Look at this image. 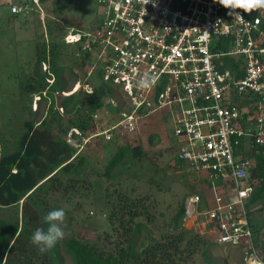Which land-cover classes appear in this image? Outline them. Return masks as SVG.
Wrapping results in <instances>:
<instances>
[{"label": "built area", "instance_id": "1", "mask_svg": "<svg viewBox=\"0 0 264 264\" xmlns=\"http://www.w3.org/2000/svg\"><path fill=\"white\" fill-rule=\"evenodd\" d=\"M95 1L94 26L63 36L90 53L86 77L100 71V81L124 98L121 105L109 100L117 121L93 137L110 141L117 132L136 134L153 114L168 117L173 159L208 183L202 197L188 199L186 211L203 219L216 244L241 247L246 264H264L257 247L264 233L259 240L250 203L259 181L249 178L247 151L251 144L264 147L262 12L237 10L244 22L213 0ZM9 11L22 14L15 5ZM145 73L154 79L141 89L137 81Z\"/></svg>", "mask_w": 264, "mask_h": 264}, {"label": "rangeland", "instance_id": "2", "mask_svg": "<svg viewBox=\"0 0 264 264\" xmlns=\"http://www.w3.org/2000/svg\"><path fill=\"white\" fill-rule=\"evenodd\" d=\"M14 5L21 7L22 14L11 15L9 10ZM97 11L95 0H49L42 4L32 0H0V147L6 142V149L10 150L22 131L24 120H40L48 105L47 101L34 102V97L31 95L30 99L25 89L31 77L36 78L43 73L42 66L40 70L34 66L36 42L43 40L46 42L55 37L58 43L61 52L58 65L62 66L60 81L62 88L66 90L60 93L61 95H68L72 91L75 80L83 85L78 88L83 92V89L96 84L95 74L89 77L85 75L78 45L65 44L62 37L70 29H91L98 18ZM47 25L52 31L50 35ZM49 82L52 84V80ZM60 94L53 95L57 104L61 99ZM112 99L121 105L124 99L122 92L114 88ZM58 112L60 115L63 114V110ZM159 116L153 114L142 119V125L136 134L117 132L110 141H105L101 136L91 135L95 130L107 128L117 121L116 110L108 105L92 116L90 126L94 127L93 131L89 128L86 133H82L76 128L78 133L76 134L72 130L74 128H68L64 142L68 143L67 139L70 137L68 144L74 148V154L85 155L88 162L82 166V173L72 182L73 189L68 190V193L54 191L44 195L38 193L39 191L34 193L38 212L43 215L63 209L66 232L64 239L73 236L84 242L104 246L106 234H109L112 240L118 236L116 223L111 224L108 219L117 193L126 194L134 199L148 196L149 213L153 219L151 222L144 218L136 220L144 223L154 239L170 231V219L183 203L185 215L182 227L186 232L185 238L196 236L198 242L195 254L179 264H246L247 259H244L241 247L222 246L212 242L213 237L210 236L203 219L196 217V213L186 211L185 202L188 197L193 195L202 197L207 187L204 188L203 184V189L199 188V184L191 180L192 175L187 174L182 164L173 159L169 148L172 126L168 117ZM68 118L69 116L63 114L60 122L68 126ZM157 118L160 119L157 123L152 120ZM157 129L164 134H157ZM150 136L156 138L150 142ZM118 144L128 145L132 149L137 147L140 156L131 157L125 167H117L112 172V174L119 172L117 175L107 179L103 176L104 166L115 153ZM68 177L59 176L62 182H67ZM70 179H73L72 176ZM79 179H85L84 184L78 182ZM105 194H109L110 198H105ZM254 208L256 211H251L254 214V227H260L264 225V203L261 207L255 204ZM18 210L19 207L16 206L0 207V217L15 220L19 217ZM116 220L113 219L114 222ZM262 231L264 233V230ZM260 232L256 231L259 240L264 239V236L259 237ZM144 238L145 231L142 230L138 235L137 246ZM257 247L258 253L262 252L263 247L259 245ZM61 255L64 258L63 264H72L68 255L63 252Z\"/></svg>", "mask_w": 264, "mask_h": 264}, {"label": "trees", "instance_id": "3", "mask_svg": "<svg viewBox=\"0 0 264 264\" xmlns=\"http://www.w3.org/2000/svg\"><path fill=\"white\" fill-rule=\"evenodd\" d=\"M47 1L49 0H37L41 4ZM47 27L50 35L51 28L49 25ZM77 48L81 54L82 67L86 70L93 62L90 53L80 45ZM60 56L55 37L46 42H36L34 66L40 70V66L45 64L46 70L36 78L31 77L25 89L30 99L31 95L38 96L37 101H47L48 105L40 120H24L22 131L10 150L6 149V142L0 147V207H19V217L15 220L0 217V264H63L61 252L70 257L72 264H179L191 257L196 252L198 240L196 236L185 238L186 232L182 227L185 215L183 203L170 219V231L154 239L144 223L136 220L144 218L152 221L148 196L134 199L120 192L117 193L108 216L111 224L116 223L118 236L112 240L106 234L104 246L70 236L41 253L31 243V236L37 229L46 230L48 227L43 220L48 213L42 215L38 212L34 193H68V190L73 189L72 182L82 173V166L88 162L85 155L74 154V148L64 142V135L70 127L77 128L82 133H86L89 128L93 131L94 127L90 126L92 116L102 107L110 106L109 100L113 98L114 88L100 81V71L94 76L96 84L91 86V93L77 90L61 95L66 90L62 88L60 81ZM225 63L234 66V61L230 58H226ZM49 77L52 78V84L46 81ZM54 94L61 95L59 104L54 100ZM59 108L64 115L69 116V127L60 122L63 114H59ZM153 138L156 136H150L149 141ZM247 151L253 159L249 178L259 181L250 203L261 207L264 203V147L251 144ZM139 156L137 147L132 149L128 145L118 144L115 153L104 166L103 176L112 179L119 173L116 171L112 174L117 167H125L131 157ZM60 175L69 176L67 182H62ZM78 182L84 184L85 179H79ZM104 197L110 198V195L105 194ZM114 218L117 219L115 222ZM253 229L260 232L264 230V225L253 226ZM142 230L145 231V238L137 246L138 235ZM212 242L215 243L213 239ZM203 255L207 258L204 252ZM261 260L264 263V246Z\"/></svg>", "mask_w": 264, "mask_h": 264}, {"label": "clouds", "instance_id": "4", "mask_svg": "<svg viewBox=\"0 0 264 264\" xmlns=\"http://www.w3.org/2000/svg\"><path fill=\"white\" fill-rule=\"evenodd\" d=\"M148 3L149 0H147L146 4ZM213 3H217L224 9L230 10L228 14L234 16V18L240 19L241 21H244V19L237 10H240L244 13H252L259 10H264V0H213ZM153 79L154 77L145 73L137 81V86L141 89H144L150 86ZM33 99L35 100L34 102H37L39 97L35 96ZM43 220L48 225L47 229H37L31 236V243L35 245L41 253L53 248L58 241L63 240L66 236L65 212L63 209L50 211L46 216L43 217ZM255 264H261V262L257 260Z\"/></svg>", "mask_w": 264, "mask_h": 264}, {"label": "crops", "instance_id": "5", "mask_svg": "<svg viewBox=\"0 0 264 264\" xmlns=\"http://www.w3.org/2000/svg\"><path fill=\"white\" fill-rule=\"evenodd\" d=\"M259 11H261L262 12V16H263V18H264V10H259ZM160 118V117H159ZM159 118H157V119H152L153 121H155L156 123L158 122L157 120L159 119ZM160 120V119H159ZM161 129V128H160ZM160 129H157V131H156V133L157 134H164V133H162V131L160 130ZM185 168V167H184ZM186 170V169H185ZM187 174H190V175H192V177H193V179H191V180H193V182H195V183H197V184H199V188H201V189H203L202 188V186H204L205 184H208L207 183V181L206 180H203L202 178H200V177H198L196 174H194V173H187ZM204 184V185H203ZM194 196V195H193ZM190 197H192V196H190ZM190 197H188V199L190 198ZM188 199L186 200V203H187V201H188ZM255 206V205H254ZM253 211L255 212L256 211V209L254 208L253 209ZM253 213V212H252ZM254 215V214H253ZM254 219V217L252 216V220ZM255 221V220H254ZM253 226H254V222H253ZM262 243V244H261ZM258 245L262 248L263 246H264V240H260L259 241V243H258Z\"/></svg>", "mask_w": 264, "mask_h": 264}, {"label": "bare ground", "instance_id": "6", "mask_svg": "<svg viewBox=\"0 0 264 264\" xmlns=\"http://www.w3.org/2000/svg\"><path fill=\"white\" fill-rule=\"evenodd\" d=\"M79 88V84L75 86L74 91H76ZM250 264H255V262H252Z\"/></svg>", "mask_w": 264, "mask_h": 264}]
</instances>
